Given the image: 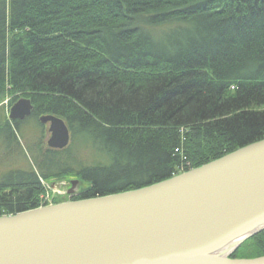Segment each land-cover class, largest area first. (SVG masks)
<instances>
[{"label": "trees", "instance_id": "16d2710c", "mask_svg": "<svg viewBox=\"0 0 264 264\" xmlns=\"http://www.w3.org/2000/svg\"><path fill=\"white\" fill-rule=\"evenodd\" d=\"M5 94L73 144L34 145L33 166L0 178V215L46 205L65 173L82 180L72 200L155 183L264 138V0H0ZM21 123L0 118L7 149ZM263 255L264 230L231 257Z\"/></svg>", "mask_w": 264, "mask_h": 264}, {"label": "water", "instance_id": "95a60500", "mask_svg": "<svg viewBox=\"0 0 264 264\" xmlns=\"http://www.w3.org/2000/svg\"><path fill=\"white\" fill-rule=\"evenodd\" d=\"M31 110L21 97L8 119ZM38 121L49 148L68 145L63 119ZM262 230L264 138L142 187L2 215L0 264H264V255L231 257Z\"/></svg>", "mask_w": 264, "mask_h": 264}, {"label": "rangeland", "instance_id": "374dc122", "mask_svg": "<svg viewBox=\"0 0 264 264\" xmlns=\"http://www.w3.org/2000/svg\"><path fill=\"white\" fill-rule=\"evenodd\" d=\"M10 98L11 95L9 94H5L1 98L0 118L4 116L8 118L9 108L16 101L9 103ZM20 121L22 123L20 126V134H18L19 146L11 142L7 149L4 144L2 145L0 143V178L6 176L12 170H27L30 166H33V146H46V140L49 137L48 124H41L35 118H30V115ZM68 144H73L71 139H69ZM78 147V155L86 163L91 162L92 159L88 150L83 146ZM73 180L77 181V187L72 193H67V190L72 187ZM81 183L82 180L80 177L74 173H65L60 176L50 177L43 183L45 191L40 193L39 202L41 204H53L59 200L70 199V196L77 194Z\"/></svg>", "mask_w": 264, "mask_h": 264}]
</instances>
